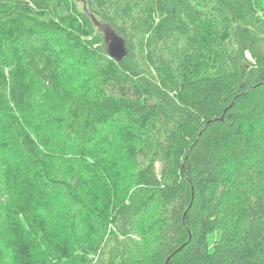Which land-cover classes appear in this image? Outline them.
I'll return each instance as SVG.
<instances>
[{"label": "trees", "instance_id": "16d2710c", "mask_svg": "<svg viewBox=\"0 0 264 264\" xmlns=\"http://www.w3.org/2000/svg\"><path fill=\"white\" fill-rule=\"evenodd\" d=\"M0 63V264H264V0H0Z\"/></svg>", "mask_w": 264, "mask_h": 264}, {"label": "rangeland", "instance_id": "374dc122", "mask_svg": "<svg viewBox=\"0 0 264 264\" xmlns=\"http://www.w3.org/2000/svg\"><path fill=\"white\" fill-rule=\"evenodd\" d=\"M210 35H212L210 32L207 33V37L206 39L201 38V44L200 46L204 49L207 45V41L206 40H210ZM209 36V37H208ZM204 51H200L198 53L199 57L204 56ZM248 57L250 58V56L248 55ZM4 59H7L8 57L5 55H3ZM0 67L3 68V64L0 63ZM9 72V67L5 68V73ZM61 75H63V77L68 76L67 79H69L71 81V84H73L74 86H79L82 82H84L86 79L90 78L89 77V73L87 71V69L80 65L77 62H74L72 60L70 61H63L61 63ZM42 88H40L41 90ZM51 103V105L54 107L56 105V108H58L55 113L58 117H65V106L64 104L61 102L60 99L58 98H49L47 96H44L41 98L40 100V104L42 107H46L49 108V104ZM41 107V108H42ZM39 111V110H38ZM2 115V113L0 114V116ZM36 115H39L38 112H36ZM108 133V131L106 132ZM104 135V138L97 144V146L93 149V152H95L98 155L99 161L103 160L102 164H107L106 168L108 167V170H111V172L114 171L115 168L119 167V173L117 175L118 178H127L129 176V174L132 172L133 170V162L128 158V153L126 151V149L128 148L127 145L123 144L122 139L116 138L113 136V133H109ZM88 150V149H87ZM94 160V158L88 154V156L86 157V162H91ZM118 163V164H116ZM100 169L101 171H107V169ZM160 170V166L158 165V171ZM99 174V173H98ZM101 179H108L107 175L105 173H103V175L101 176ZM32 225L29 222H25V228L27 231H30ZM15 230V229H14ZM16 231V230H15ZM13 231L9 232V236H8V240H9V244L12 246L10 251V255L12 256V261L13 263H21V259H24V262L26 263L27 258L30 257V259L33 260L31 254L30 256H25L24 251H19L18 249L15 250V242L19 243L17 237H16V232ZM28 235V234H26ZM46 241H49V239L45 238L43 245L41 246V248L45 247V250H49L48 253V257L49 259L47 261H45L44 257L42 256L40 258V260H36L37 262L34 264H49V261L52 262V264L54 263H58V264H72L71 261H69L68 255L65 252L59 253V252H55L56 250L52 249V243H47ZM23 250V247L21 248ZM44 250V253L42 255H45L46 252ZM17 251V252H15ZM57 257V258H56ZM54 262V263H53Z\"/></svg>", "mask_w": 264, "mask_h": 264}, {"label": "water", "instance_id": "95a60500", "mask_svg": "<svg viewBox=\"0 0 264 264\" xmlns=\"http://www.w3.org/2000/svg\"><path fill=\"white\" fill-rule=\"evenodd\" d=\"M106 39L108 54L111 58L115 59L117 62H120L127 54L125 40L112 30L106 31Z\"/></svg>", "mask_w": 264, "mask_h": 264}]
</instances>
